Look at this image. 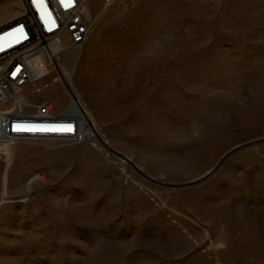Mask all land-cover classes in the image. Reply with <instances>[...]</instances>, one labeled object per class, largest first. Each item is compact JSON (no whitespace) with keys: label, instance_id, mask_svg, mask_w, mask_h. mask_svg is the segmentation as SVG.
<instances>
[{"label":"rangeland","instance_id":"rangeland-1","mask_svg":"<svg viewBox=\"0 0 264 264\" xmlns=\"http://www.w3.org/2000/svg\"><path fill=\"white\" fill-rule=\"evenodd\" d=\"M87 15L55 63L71 87L20 93L26 113L79 96L97 136L18 140L5 196L0 156V264H264V0H95ZM39 62L33 75L53 69Z\"/></svg>","mask_w":264,"mask_h":264},{"label":"built area","instance_id":"built-area-1","mask_svg":"<svg viewBox=\"0 0 264 264\" xmlns=\"http://www.w3.org/2000/svg\"><path fill=\"white\" fill-rule=\"evenodd\" d=\"M19 1L21 14L0 26V142L17 139L26 133L32 136L64 134L65 137L74 139V136H80L76 112L67 110L62 114L55 113L50 101L40 98L35 102L34 113H15L17 99L14 98V92L23 90L28 85H48L46 81L52 72L35 78L31 65L34 59L40 58L43 62L39 64L51 67L65 57L68 45L80 46L86 42L93 28V21L85 9L95 0H43L39 7L33 0ZM38 87L37 90L40 88ZM39 93L41 90L38 98ZM71 104L69 102L67 106ZM38 125L44 126V129H60L56 126L67 129L70 126L71 131L27 132L35 129L32 126Z\"/></svg>","mask_w":264,"mask_h":264},{"label":"bare ground","instance_id":"bare-ground-1","mask_svg":"<svg viewBox=\"0 0 264 264\" xmlns=\"http://www.w3.org/2000/svg\"><path fill=\"white\" fill-rule=\"evenodd\" d=\"M18 6H19L18 10L17 9L15 10V9L12 8V6H10L9 3L5 4L4 7L2 9H0V21H4V20L7 21V19H8L7 22H9L12 19L18 17L21 14V8H20V1L19 0H18ZM85 11H86V14H87V8L85 9ZM7 22H5V23H7ZM4 24H2V25H4ZM51 47H53V44H51ZM67 48H68V46H67ZM66 50H65V52H66ZM52 61H53V59H52ZM55 63H53L52 66H51L53 68L51 70V72L52 73L55 72V74L52 76V79H50L49 83H48V81H46V83L49 85V84L53 83V81L57 80L56 82H60V80H61V81H63V84H64L63 86L68 87L69 86V84H68L69 82H68V80L65 79L66 75H67V72L62 67L60 69V74H58V70L56 69L57 65ZM31 65H32V63H31ZM33 76L35 78H37V76L38 77H42L44 75L36 74V75H33ZM38 86L39 85H37V87ZM43 86H44V84H43ZM37 87H35V90L37 92H39L41 90V88H39L40 87L39 86L38 87L39 89L37 90L36 89ZM69 87H71V86H69ZM72 88L74 89L73 86H72ZM72 88L71 89H67L68 92H71ZM20 92H21V90H19L17 92H14V98L17 99V104L15 105V113L22 114L24 112V110L22 108V104H26V100H25L24 96L22 95V93H20ZM69 97H70V101H68V103L71 102L72 106L71 105H68V106L66 105L62 109V111L59 112V114L60 113L62 114L63 111L65 112L67 110H69V111L73 110L74 112H76L77 119H78V122H79V125H80L79 126V132H78V135H80V136H74V140L85 141L86 139L96 137L97 136V131L95 130V128H94V126L92 124L91 115L89 114V111L81 104V102H80V100L78 98L79 96H75V95L71 94V95H69ZM77 98H78V100H77ZM46 107H48V106H46ZM35 109H36V106H35ZM28 114H32V113H28ZM15 126L18 127V128H21L19 125H15ZM56 127L60 128V129H65L62 126H56ZM32 128H35L36 130L30 129L27 132H29V131L30 132L31 131L46 132V131H41L40 130V129H44L45 128L42 125H38V127L37 126H32ZM18 131L25 132L24 130H18ZM58 131L59 132H68V131H60V130H58ZM58 131H52V132H58ZM75 133H77V132H75ZM21 135L22 136H19L17 139H13L11 141L5 140L3 142H0V156L5 157L6 160H7V166H6V170H5L4 176H3V195L4 196H5V189H6V183H7L6 182L7 181V179H6L7 178L6 177L7 176V171L9 169V166L14 162L15 145H16L18 140L22 139V140H26V141L29 142L30 139H32V140L34 139L35 141H39V142L44 143L48 147H52V146L57 145V144H59L61 142L70 140V137H65L64 134H55V133H53V134H40V135L37 134L36 136H32V134H30V133L21 134ZM33 181H34V178H31L28 181V183L30 184L29 185V189H31V186H32L31 183Z\"/></svg>","mask_w":264,"mask_h":264},{"label":"snow or ice","instance_id":"snow-or-ice-1","mask_svg":"<svg viewBox=\"0 0 264 264\" xmlns=\"http://www.w3.org/2000/svg\"><path fill=\"white\" fill-rule=\"evenodd\" d=\"M63 2V0H62ZM33 3H36L37 6L39 7L42 3H43V0H33ZM67 6V5H66ZM47 22V21H46ZM32 130H36V129H32ZM41 131H47V130H60V131H71V127L69 126L67 129H40Z\"/></svg>","mask_w":264,"mask_h":264},{"label":"water","instance_id":"water-1","mask_svg":"<svg viewBox=\"0 0 264 264\" xmlns=\"http://www.w3.org/2000/svg\"><path fill=\"white\" fill-rule=\"evenodd\" d=\"M232 152H233V151H232ZM232 152H230L228 155H230ZM228 155H227V156H228ZM227 156H226V157H227ZM226 157H225V158H226ZM225 158H224V159H225Z\"/></svg>","mask_w":264,"mask_h":264},{"label":"crops","instance_id":"crops-1","mask_svg":"<svg viewBox=\"0 0 264 264\" xmlns=\"http://www.w3.org/2000/svg\"><path fill=\"white\" fill-rule=\"evenodd\" d=\"M7 21H8V20H7ZM7 21H6V22H7ZM3 24H4V23H3ZM1 25H2V23L0 24V26H1Z\"/></svg>","mask_w":264,"mask_h":264}]
</instances>
